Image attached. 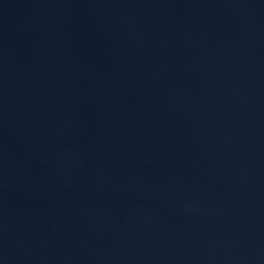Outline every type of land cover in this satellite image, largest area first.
Wrapping results in <instances>:
<instances>
[{
	"label": "water",
	"instance_id": "water-1",
	"mask_svg": "<svg viewBox=\"0 0 264 264\" xmlns=\"http://www.w3.org/2000/svg\"><path fill=\"white\" fill-rule=\"evenodd\" d=\"M0 264H264V0H0Z\"/></svg>",
	"mask_w": 264,
	"mask_h": 264
}]
</instances>
